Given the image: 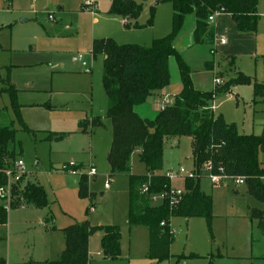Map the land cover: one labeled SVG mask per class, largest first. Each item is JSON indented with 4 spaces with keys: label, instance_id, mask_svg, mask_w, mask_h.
<instances>
[{
    "label": "rangeland",
    "instance_id": "obj_1",
    "mask_svg": "<svg viewBox=\"0 0 264 264\" xmlns=\"http://www.w3.org/2000/svg\"><path fill=\"white\" fill-rule=\"evenodd\" d=\"M135 1L142 4L139 17L123 20L108 14L110 0H93V13L82 10L85 0H0V127L15 131V143L10 146L16 152L14 162L22 160L27 171L11 187L8 210L27 183L41 186L47 200L46 208L36 209L19 198L18 208L8 211L7 225L0 226V259L5 264L56 261L64 250L60 230L84 222L90 227L116 226L120 230V259L111 263L99 262L105 261L97 256L99 232L90 236L92 264H264V237L249 220V209L261 205L247 195L245 186L233 181L214 186L201 178L200 190L212 197L211 224L200 218L170 219L174 241L167 261L148 260L147 229L128 225L127 176L144 174L145 167L134 153L125 174L112 173L109 168L111 126L105 118L107 100L101 85L103 57L93 58L91 45L93 40L111 39L118 45L149 48L171 33V4L159 0L151 18L150 9L158 0ZM18 10L26 12L19 14ZM258 12L261 18L255 33L238 32L231 17L222 16L208 23L199 37L194 16L188 15L173 43L190 71L193 88L213 94L209 105L214 106V116L233 125L238 134L254 137L263 133L264 102L253 98L251 86L219 90L239 73L264 85V0H259ZM22 18L27 22L21 23ZM223 37L225 45L219 43ZM7 69L18 90V117L4 91ZM168 70L169 85L137 108L144 120L153 121L165 99L169 107L173 105L180 89L174 58L169 60ZM214 75L222 82L216 90ZM90 118H99L102 126L83 133L80 124ZM51 134H60L62 140L50 141ZM191 152L190 138L167 137L163 173L193 172ZM91 159L98 176L94 181L84 176L90 204L89 199L78 196L80 178L61 172L60 167L68 162L88 164ZM260 162L264 168L262 156ZM197 174L202 177L201 172ZM108 180L110 189L104 190ZM184 183L177 178L171 189L184 191ZM0 204L6 208L5 200ZM181 255L185 258H176Z\"/></svg>",
    "mask_w": 264,
    "mask_h": 264
},
{
    "label": "trees",
    "instance_id": "obj_2",
    "mask_svg": "<svg viewBox=\"0 0 264 264\" xmlns=\"http://www.w3.org/2000/svg\"><path fill=\"white\" fill-rule=\"evenodd\" d=\"M140 1L144 3L147 0ZM162 3H169L172 7L171 33L153 41L149 48L118 45L111 39L94 40L91 45L93 58L103 57L101 85L107 100L105 118L111 126V144L106 160L112 173L125 174L130 157L136 153L146 169L144 176H127V222L129 227L142 226L148 230L147 258L155 262L170 258L169 249L174 241L168 223L170 219L200 218L209 225L213 219L212 197L200 190L201 177L196 180L185 179V193L176 205H169L165 201L159 206H152L141 193L144 185H148L149 195L170 190L171 184L161 173L164 140L167 137L190 138L195 170L210 162L214 172L222 169L225 176L244 179L247 195L261 205L260 209L249 210V220L264 235V168L260 162V156L264 158V127L260 137L240 135L233 125L225 124L221 116L214 117L208 110L213 94L198 92L193 88L190 71L173 45L185 17L191 14L195 18V34L198 37L206 31L207 18L216 11L229 15L238 32H255L259 22L258 0H162ZM158 4L159 0L150 9L151 18ZM141 11L142 4H137L135 0H111L108 14L123 20H136ZM172 58L177 62L181 91L174 97L173 105L159 112L153 121L141 119L135 113V107L144 104L154 92L169 85L168 62ZM261 60L264 66V56ZM3 85L7 86L4 91L9 94L18 117V91L11 84L10 69H7ZM235 86H251L253 98L264 102V85L240 73L219 92H228ZM101 126L99 118L80 124L83 133L87 132V128L92 130ZM49 140L60 142L62 136L51 134ZM14 143L15 131L0 127V187L6 184L3 172L11 168L16 159L15 150L10 148ZM79 178L78 196L90 200L86 178ZM16 191L14 188L13 195ZM19 198L24 205L36 209L47 207L45 191L33 183L24 186L21 196H17L9 210L18 208ZM9 210L0 204V226L7 224ZM163 222L164 226H161ZM61 232L64 250L56 261L47 264H89L88 242L90 236L97 232L103 233L100 240L103 259L110 262L120 259L121 236L116 226L90 227L84 222ZM176 258L185 257L181 255ZM0 264L5 262L0 259Z\"/></svg>",
    "mask_w": 264,
    "mask_h": 264
},
{
    "label": "built area",
    "instance_id": "obj_3",
    "mask_svg": "<svg viewBox=\"0 0 264 264\" xmlns=\"http://www.w3.org/2000/svg\"><path fill=\"white\" fill-rule=\"evenodd\" d=\"M82 10L85 12L93 13L95 10V3L93 2V0H85V3L82 5ZM221 14H222L221 11L214 12L207 18V22L208 23L213 22ZM47 18L49 21H53V18L51 15H48ZM219 43L221 45H225L226 40L222 38L219 41ZM82 65L85 66L84 63ZM212 83H213L214 90L222 86L221 80L216 76L213 77ZM169 106H170L169 101L165 99L163 101V104L160 106L159 111L160 112L164 111ZM213 110H214V107H209V111L212 112ZM60 171L63 173L69 174L73 177L79 178L81 176H85L90 179H93L97 174V171L92 164L86 166L85 168L80 169L79 166L73 162L62 164L60 167ZM200 172L202 173V177L197 174ZM3 173L6 178V184L0 187V200L6 201L5 209L8 210L9 204H10L11 187L13 185L16 186L17 183L20 181L22 175L27 173V171H26V167L23 161L18 160V161L13 162V164L11 165V168L7 169ZM163 176H165V178L169 181L170 184L173 180L177 178H182L184 180L185 179L196 180L198 177L199 178L205 177L214 186H222L227 181H233L236 186L245 185L243 178H239V177L234 178V177L225 176L223 174L222 169H218L216 172H214L210 162L205 163L198 171L194 169L193 172L187 173L183 169H179L174 174H165ZM108 188H109V180L104 185V189H108ZM141 193L144 194L149 199L152 206H158V205H161L165 201H167L169 205H176L180 201L181 197L184 195L185 192L179 191V190L175 191L171 189L170 187V190L168 192L149 195L148 185H144L141 189ZM161 226H164V222L161 223Z\"/></svg>",
    "mask_w": 264,
    "mask_h": 264
},
{
    "label": "crops",
    "instance_id": "obj_4",
    "mask_svg": "<svg viewBox=\"0 0 264 264\" xmlns=\"http://www.w3.org/2000/svg\"><path fill=\"white\" fill-rule=\"evenodd\" d=\"M110 3H111V0H110ZM258 8H259V0H258V4H257V14H258V16H259V19L261 18V16H260V14H259V12H258ZM26 12V10H18V13L19 14H23V13H25ZM222 16H229V15H226V14H222V15H219L213 22H211V23H214V22H216V20L217 19H219V18H221ZM230 17V16H229ZM21 20H24V22H22V23H26L27 22V20L26 19H21ZM233 21V20H232ZM234 23V22H233ZM234 25H235V23H234ZM235 27H236V25H235ZM237 30V29H236ZM256 31H257V29H256ZM255 31V32H256ZM255 32H253V33H255ZM224 38V37H223ZM225 39V38H224ZM226 40V39H225ZM94 41V40H93ZM92 41V42H93ZM262 53H264V52H262ZM83 66V65H82ZM83 67H86V64H85V66H83ZM11 70H10V81H12L11 79ZM215 76V75H214ZM12 84V83H11ZM14 87H15V85L14 84H12ZM234 88V87H233ZM232 88V89H233ZM15 89H16V87H15ZM17 90V89H16ZM18 91V90H17ZM181 91V84H180V89H179V92ZM159 92H161V91H159ZM159 92H154L149 98H148V100L151 98V97H156V96H159L160 94H159ZM178 92V93H179ZM209 107H214L213 105L212 106H210L209 105ZM138 108V106L137 107H135V109H134V111H135V113L137 114V116L138 117H140L141 118V115H140V111L137 109ZM159 109H160V107H158L157 109H156V113H157V115H158V113L160 112L159 111ZM208 110H209V108H208ZM211 112V111H210ZM214 110L212 111V114L214 115ZM156 115V116H157ZM214 117H216V116H214ZM92 119H94V118H90V120L89 121H91ZM141 119H143V118H141ZM101 121V120H100ZM102 124V123H101ZM239 133V132H238ZM109 148H110V146H109ZM164 150V149H163ZM108 152H109V150H108ZM108 154V153H107ZM164 161H165V159H164V156H163V163H164ZM93 165V163H92V159L91 160H89V162H88V164H82V165H79V166H82V167H86V166H88V165ZM94 166V165H93ZM95 167V166H94ZM95 169H96V167H95ZM164 169V168H163ZM163 169H162V171H161V173H162V175H165V173H163ZM167 174V173H166ZM144 175H146V169H145V173L144 174H141V175H136V176H144ZM98 176V172H97V174H96V176L92 179L93 181L96 179V177ZM199 183H200V181H199ZM76 185H77V182H76ZM110 189V185H109V188L108 189H104V190H109ZM251 209V208H250ZM249 209V210H250ZM256 209H258V208H256ZM127 212H128V205H127ZM7 221H8V219H7ZM7 225V224H6ZM48 227H51V230H54V228H52V226H48ZM62 230H60V232H61ZM148 231V230H147ZM62 233V232H61ZM99 234H100V236H99V238H100V240H101V238H102V236H103V233H100L99 232ZM63 236V235H62ZM261 236H263L264 237V235L261 233ZM90 239V238H89ZM63 242H64V239H63ZM121 248V247H120ZM121 250V249H120ZM62 251V250H61ZM147 251H148V247H147ZM169 251H170V249H169ZM62 253V252H61ZM61 253H59V255H58V257L60 256V254ZM97 256H99V257H101L100 258V260H105V259H103V257H102V254H101V249L99 250V253L97 254ZM88 257H89V264H92V258L90 257V252H89V242H88ZM128 257H129V259L131 258V255L128 253ZM170 258H171V256H170ZM167 261V260H166ZM99 262H110V261H107V260H105V261H99ZM153 262H155V261H153ZM164 262V261H163ZM111 263V262H110ZM158 263H160V262H158ZM101 264V263H100Z\"/></svg>",
    "mask_w": 264,
    "mask_h": 264
},
{
    "label": "water",
    "instance_id": "obj_5",
    "mask_svg": "<svg viewBox=\"0 0 264 264\" xmlns=\"http://www.w3.org/2000/svg\"><path fill=\"white\" fill-rule=\"evenodd\" d=\"M20 22L22 23V22H24V20H20Z\"/></svg>",
    "mask_w": 264,
    "mask_h": 264
}]
</instances>
